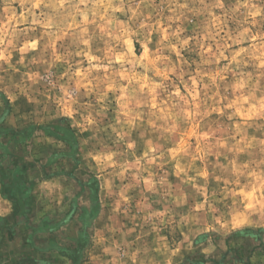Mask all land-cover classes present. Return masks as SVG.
<instances>
[{
    "label": "clouds",
    "instance_id": "obj_1",
    "mask_svg": "<svg viewBox=\"0 0 264 264\" xmlns=\"http://www.w3.org/2000/svg\"><path fill=\"white\" fill-rule=\"evenodd\" d=\"M6 104L69 131L111 208L85 264L264 234V0H0Z\"/></svg>",
    "mask_w": 264,
    "mask_h": 264
},
{
    "label": "rangeland",
    "instance_id": "obj_2",
    "mask_svg": "<svg viewBox=\"0 0 264 264\" xmlns=\"http://www.w3.org/2000/svg\"><path fill=\"white\" fill-rule=\"evenodd\" d=\"M5 109L0 111V191L11 204L1 201L0 206L3 209L2 206L10 205L11 211L6 217H0V264H15L25 255L45 258L53 264H73L72 256L76 260V254L78 262L85 264L89 253L100 254L99 248H93L92 237L97 229L109 223L111 215V208L104 206L88 162L77 149L72 134L66 141L50 134L66 136L61 126L21 120L13 122L12 110L7 104ZM43 137H52L53 143L44 141ZM55 141H63L64 147L58 148ZM16 180H23L30 187H19ZM57 180L63 191L57 198L49 197L41 185ZM17 189L22 193L18 195ZM72 209L75 214L64 224ZM124 223L131 227L129 222ZM48 229H51L50 233L44 231ZM113 238L118 240L119 236ZM205 240L206 237L200 238L198 242L194 241L193 250L182 251L177 257L178 264L206 260L205 264H212L210 260L220 261L225 253L227 258L223 264H262L264 259V234L243 242L235 236L214 235L216 248L211 256L201 251L207 246ZM34 247L40 248V252H34ZM117 251L120 253L123 249ZM102 258L113 259L111 256ZM119 258L124 259L122 255Z\"/></svg>",
    "mask_w": 264,
    "mask_h": 264
},
{
    "label": "trees",
    "instance_id": "obj_3",
    "mask_svg": "<svg viewBox=\"0 0 264 264\" xmlns=\"http://www.w3.org/2000/svg\"><path fill=\"white\" fill-rule=\"evenodd\" d=\"M63 133H64V135L66 134V136H58V134L57 133H50L51 135H53V136H57V137H59L61 140H64V141H66V137L67 136H69V135H71V133H68L66 130H63ZM73 137V136H72ZM72 139H74V137L72 138ZM75 140V139H74ZM16 182H17V185L20 187H23V188H29L30 186H29V184H27L25 181H23V180H16ZM15 182V183H16ZM16 193H18V195L19 194H21L22 192H21V190H19V189H17V191H16ZM31 209H28V211H30ZM75 214V211H73V209H72V212L70 213V216L69 217H67L66 219H65V221L63 222L64 224H67L69 221H70V219H71V217H73V215ZM14 215L16 216V211H15V213H14ZM23 220H25L24 218H23ZM41 231H43V230H41ZM44 231H46V232H50L51 231V229H48V230H44ZM261 230H259V232H260ZM81 247H82V245H81ZM38 249H40V248H38ZM38 249H36L35 247H34V249H33V251L34 252H36V253H38V252H40ZM61 249H64V248H58V250H61ZM41 250H46V249H41ZM76 251V250H75ZM65 255H66V253H65ZM226 253H225V255L223 256V258L220 260V261H214V260H210V262L212 263V264H223L224 263V261L226 260ZM72 261H73V264H80V262H78V255L76 254V260H75V258L72 256ZM206 261H208V260H206ZM205 261V262H206ZM205 262L204 261H202V262H196V264H205ZM45 263H50V264H53L52 262H51V260H48V259H41V258H37V257H35L34 255H25V256H22L21 258H19L16 262H15V264H45Z\"/></svg>",
    "mask_w": 264,
    "mask_h": 264
},
{
    "label": "crops",
    "instance_id": "obj_4",
    "mask_svg": "<svg viewBox=\"0 0 264 264\" xmlns=\"http://www.w3.org/2000/svg\"><path fill=\"white\" fill-rule=\"evenodd\" d=\"M4 195H2V192L0 191V202L1 201H8L10 204H11V201L10 200H8V199H5L6 197H3ZM3 207V209H4V207L5 208H8V206H2ZM0 209H1V206H0ZM12 215V214H11ZM1 218H4V217H6V215H4V216H0ZM21 224V223H20ZM50 233V232H49ZM50 236V235H49Z\"/></svg>",
    "mask_w": 264,
    "mask_h": 264
}]
</instances>
